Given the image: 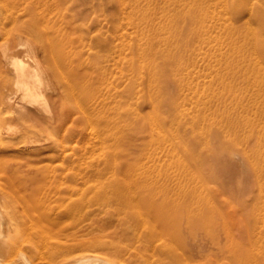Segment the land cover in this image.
Instances as JSON below:
<instances>
[{
    "label": "rangeland",
    "instance_id": "374dc122",
    "mask_svg": "<svg viewBox=\"0 0 264 264\" xmlns=\"http://www.w3.org/2000/svg\"><path fill=\"white\" fill-rule=\"evenodd\" d=\"M232 1L227 0L226 9L216 3L211 15L214 22L223 23V17H231L229 21L242 25L253 17L250 10L257 8V0H249L251 9L239 14L233 11ZM162 6L155 11V25L148 27L151 34L147 35L148 29L142 31L128 22L116 0H0V124L10 126L15 134L21 129L32 136L30 139L37 135L33 142H16L11 135H0V184H18V172H27H13L16 167L7 174L2 172L11 161L7 150L17 145L20 154L40 155H36V169L42 170L37 184H135L139 174L145 178L144 172L157 181L167 177L170 184L182 185L190 197L203 203L209 199L216 206L220 220L214 236L217 242L204 253L211 252L213 264H229L236 253L233 245L241 240L243 244L236 247L245 250V228L249 222L254 224L258 212L256 138L247 142L240 130L246 118L256 117L257 108L248 103L249 112L241 115L243 110L236 103L243 95L245 103L249 95L252 100L259 90L240 75L234 83L233 74L223 68L217 71L218 54L209 48L217 46L227 54L233 51L226 25L211 31V43L203 42L191 33L194 8H184L190 15L179 21L175 9L168 11L166 5L167 10L162 11ZM159 32H163L161 36ZM166 37L171 43H166ZM19 40L25 43L23 47H17ZM176 40L187 45L182 55ZM180 56L181 70L177 64ZM7 57L38 62L45 68L41 69L45 72L40 86L47 93L30 105L41 110L39 116H33L36 122L32 117L22 118L3 95L5 86H13L17 79ZM165 64L167 69H163ZM263 75L259 73V80L264 81ZM46 106L51 108L47 113ZM182 107L179 125L173 120L181 115ZM230 119L237 123L229 124ZM160 121L164 129L176 130L179 138L158 139L154 128ZM170 142L182 147L183 165L169 160L165 146ZM181 165L188 171L179 176ZM126 168L133 170L132 176L125 173ZM44 172L46 178H42ZM224 216L230 232L222 228Z\"/></svg>",
    "mask_w": 264,
    "mask_h": 264
},
{
    "label": "bare ground",
    "instance_id": "6f19581e",
    "mask_svg": "<svg viewBox=\"0 0 264 264\" xmlns=\"http://www.w3.org/2000/svg\"><path fill=\"white\" fill-rule=\"evenodd\" d=\"M116 1L119 10L126 14L128 22H134L137 28H142V31L148 29L147 35L151 34L148 27L155 25L154 14L162 3V11L167 10L166 5L169 6L168 11L175 9L177 12L175 16L179 21H185L186 14H189L183 12L184 8H194V14H189L192 16L190 17L191 33L194 32L200 41L211 43V31L221 25L227 26L224 28H227L226 36L233 44V51L227 54L228 51L224 52L217 46L215 48L211 45L209 48L210 52L218 54L217 58L214 57L217 61L216 65H220L217 71L223 68L233 74L234 83L235 77L240 75L241 80L252 83L259 90L257 91L259 94H255L252 100L249 95L250 99L245 103L243 95L236 103L239 104L237 105L239 108L241 107L240 110H243L241 115L249 112L248 103H254L257 108L256 117L246 118L248 120L244 121V126L240 130L247 142L256 138L254 147L258 154L255 158L258 164L255 167L258 193L255 206L258 212L254 224L249 222L252 225L248 223L245 228L248 242L244 246V253L238 251L240 247H236L243 244L241 240L233 245V248L229 245L233 252H236L229 264H264V93L260 85L264 86V81L259 80V73L264 74V0H257L255 9L250 8L249 0L232 1V9L236 14H239L242 9H251L253 17L247 19V22L242 25L229 21L231 17H223V23L213 21L211 15L215 13L214 6L220 3L226 9L227 0ZM164 19H168V16ZM197 24L200 26L196 30ZM159 25L163 29L166 27L161 25V20ZM154 32L157 34L156 31ZM163 32H159V36ZM177 34L180 35L179 32ZM178 37L176 35V38ZM168 39L167 44L171 43ZM237 39H239L238 42H236ZM16 43L17 47H23L22 40ZM186 49L187 45L179 42L180 55ZM249 52L251 55L246 54ZM7 59L9 61L7 60L6 63L9 66L13 65L17 79L13 86L7 87L8 84L5 86L3 95L16 106V112L22 118L31 119L38 115L39 111L41 112L37 107V110L34 107L31 108V103L47 93H43L40 86V77L45 72L41 69L44 67L41 68V63L25 61L17 57H12L11 60L7 57ZM182 59L180 56L177 61L179 70L182 68L180 65ZM223 60L224 64L221 65ZM3 61L1 64L4 65L5 61ZM213 61H210L211 67L215 65ZM241 64L244 66L243 71ZM168 66L165 64L163 69H167ZM3 67L5 68V65ZM224 87H227L226 84ZM57 91L59 90L55 89V92ZM38 103L41 104V102ZM47 103L50 104V102ZM11 109L13 112V107ZM47 109L48 107L45 110L46 113L49 110ZM53 109L54 112L55 109ZM183 110L182 107L181 115L178 112L179 115L175 116L174 123L181 124ZM159 119L162 118L159 117ZM33 120L35 121L34 118ZM228 122L231 124L236 121L230 119ZM255 128H257L256 132ZM155 133L160 140L179 138L176 130L164 129L161 121L160 124L156 123ZM0 135H7V137L11 135V138L17 140L16 142L32 141L37 137L35 134L36 136L30 139L32 136L21 129L15 134L10 126L4 124H0ZM17 146L7 150L6 153L11 157V161L2 172L7 174L13 167H16L13 172L19 170H27V172L24 174L18 172V181H20L18 184H14L13 181L12 184H0V264H213L211 252L210 254L204 252L213 248L217 242L214 236L216 230L220 229L218 226L220 220L216 214V206L209 199L204 203L200 202L195 199V196L190 197L184 187H181L182 185L170 184L167 177L163 181L150 179L144 171L145 178L143 174H139L135 184H123L120 181H116V184H37L41 179L42 171L40 168L36 169L40 155H31L29 154L31 152H26V155H24L25 152L20 154L21 151ZM165 147L171 163L182 164V147H178L175 142H170ZM12 152L18 155L15 156ZM248 156L251 155L248 154ZM182 165L179 176L188 171ZM24 167L26 169H23ZM115 171L118 175L117 170ZM125 173L132 176L133 170L126 168ZM42 174V178H46V172ZM8 176L11 181L12 173ZM178 180L179 177L177 182ZM218 213L221 214L220 211ZM223 223L225 225L222 228L230 232V226L227 225L228 218L225 216ZM199 235L204 238L200 240Z\"/></svg>",
    "mask_w": 264,
    "mask_h": 264
}]
</instances>
